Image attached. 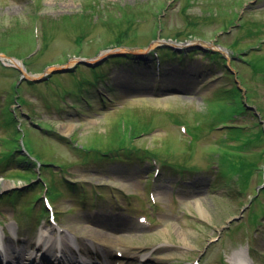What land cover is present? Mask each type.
Wrapping results in <instances>:
<instances>
[{"label": "rangeland", "instance_id": "rangeland-1", "mask_svg": "<svg viewBox=\"0 0 264 264\" xmlns=\"http://www.w3.org/2000/svg\"><path fill=\"white\" fill-rule=\"evenodd\" d=\"M191 1L192 4L186 0H0V34L4 32L0 35V53L6 52L19 63L24 60L23 67L30 77L51 70L58 75L57 80L53 79L64 88H68L71 78L68 73L59 72L69 67L67 63L95 59V69L103 76L99 91L107 92L113 100L102 108L91 86L92 107L85 108L82 114L77 115L68 108L53 109L51 97L55 95L51 88L44 85L29 88L20 80L21 72L0 62V108L5 92L20 80L23 98L33 108L36 106L37 117L42 124L46 122L50 131L40 130L26 115L19 116L16 104L11 109H18L17 123L21 121V126L29 129L38 154L46 160L47 170L55 173L56 178L63 176L74 181L78 187L84 185L88 192L93 188L103 191L102 198L95 203L90 195L82 199L76 190L57 183L54 189L60 194L50 200L59 224L53 226L55 231L65 229L74 239V234L83 235L85 227L98 229L94 219L108 217L122 220L125 225L132 223L119 233L123 252L130 255L133 251L157 250L147 264L156 257L170 264H228L239 252L243 256L249 252L257 264H264V192L259 190L264 180V162H256L259 170L251 171L242 193L237 192L238 186L232 180L220 175L213 179L211 172L204 168L205 159L222 130L228 131L233 139L238 134L248 141L251 139L244 146L250 158L264 147V134L258 136L264 126V0ZM90 4L99 7L91 23H63V17L72 16L75 20L82 16L84 7ZM35 21L40 41L37 46L36 37L31 35ZM239 22L241 27L236 26ZM161 23L164 28L159 31ZM154 24L157 28L151 34ZM75 30H80L82 37ZM125 30L128 32L122 44H113L114 38ZM79 37L83 43L76 51ZM177 40L180 41L175 43ZM152 50L163 56L158 80L152 72L149 56ZM171 52L188 55L176 58L170 56ZM113 58L120 59L111 61ZM252 59L258 65L254 71L250 68ZM223 65L229 71H224ZM75 67L79 71L85 66L77 63ZM195 70L200 72L199 76L191 74ZM236 76L246 89V95L243 91L241 94L258 114L236 110L239 109L236 95H229L236 93L233 88L237 84ZM57 100L61 107L63 102ZM66 101L72 103V100ZM207 110L215 116L218 114L222 119L218 122L224 126L210 130L204 125L203 131L197 134L192 155L182 154L184 135L174 123L184 121L188 125L193 120L192 112L204 114ZM124 116L128 123L137 119L149 129L133 141L138 148H148L157 152V157L173 162L185 158L190 166L199 169L178 174L169 163H159V173L145 184L147 173L136 161L90 162L91 158L88 164H82L59 139L74 135L78 144L106 148L110 135L119 130ZM9 118L8 113L1 111V154L7 151L13 137L7 125ZM213 121L217 122L215 118ZM236 126L239 128L235 129ZM242 139L230 143H243ZM165 152L171 154L166 156ZM16 153L22 154V151ZM61 164L69 165L63 173ZM14 165L12 171L18 168ZM12 171L0 178V229L11 234L18 230L24 239L32 227L31 220L36 222L40 204H33L29 215L21 207L29 205L30 198L40 194L42 186L34 180L33 185L26 184L27 179L31 180L30 175ZM43 175L49 179L48 183L56 181L52 180L56 178L51 173ZM15 191L21 194L19 198L6 201ZM112 192L118 196L119 206L113 201ZM148 193L152 195L150 202ZM149 203L154 206L149 207ZM251 212L261 215L255 227L250 223ZM139 214L147 216L150 223L138 221Z\"/></svg>", "mask_w": 264, "mask_h": 264}, {"label": "trees", "instance_id": "trees-1", "mask_svg": "<svg viewBox=\"0 0 264 264\" xmlns=\"http://www.w3.org/2000/svg\"><path fill=\"white\" fill-rule=\"evenodd\" d=\"M84 8H85V10H84L85 12H84V14H82V16L76 17L75 20H73L72 16L63 17V21H64L63 23L67 24V22H68L69 25L88 23V22L91 23V17L93 14H95L98 11L99 7H96V5L90 4L88 6H85ZM75 31L78 32L80 34V36L82 37L83 34L80 33V30L79 31L75 30ZM127 32L128 31L125 30L122 34L117 35L114 38V40L112 41L113 44L115 43L116 46L121 45L122 43H120V42L125 38ZM0 35L3 36L4 32H2ZM31 35H33V31H31ZM177 41H180V40H177ZM182 41H184V40H182ZM81 43H83L81 38L80 37L76 38V45H75L76 51L80 50V48L82 46ZM3 53L6 54V52H3ZM65 56L66 55H64V57ZM67 59H68V57H67ZM119 59L120 58H118L117 60H119ZM83 70H86V72L78 71V72L72 73V75L70 76L71 82L68 85V88L61 89V95L58 94V95H55L54 98H52V104H51L52 108H54V109L59 108V105L57 102L58 100L56 99V97H58V96L61 97L64 94H67L71 97V100H72V103H70L71 106L74 108H77L79 112H83V110H85V108H86V106L81 107V106H79V104L84 103V104H87V106L91 105L90 100H92L93 98L91 99V96L89 95L90 94L89 89L91 86L95 85V81H96V79L100 78L101 73H99L98 69L96 70V69H85L84 68ZM77 73H78V75L74 76V74H77ZM55 77L57 80V75L53 76L52 78H55ZM28 86L36 87L38 85L28 83ZM48 88H50V85H48ZM15 93H16L15 87L12 84V85H10L9 90H7V95L9 97V101L6 102V104L3 108V112L8 113V115L10 117L7 125H12L13 137H12V140L8 142V150L4 154H2V157L0 158V172L3 170H6V167L11 164L10 160H12V158L18 159L16 162H17V165H20V166H26V163L28 161L26 158L21 157V156L20 157L19 156L13 157L14 153L19 152L18 151V145L16 143L17 139H18V136H17L18 131H17V129H15V127H13L15 124V121H14L12 114L9 112V107H10L9 103H12V99H14ZM237 104H238L239 108L241 109L240 102H237ZM24 114H27L28 116L32 115L29 110L25 111V109H24V111H21L19 115L22 116ZM35 122H37V124L39 126H41V128H44V129L48 128V125L45 123L42 124L41 122H38V121H35ZM237 128H239V127H236L235 129H237ZM145 130L146 131L149 130L146 125H143L142 123L138 122L136 119H133L132 121H130V123L127 124V128L124 129V131L118 130L117 132H115L114 136L110 135V141L108 142L109 146H107V147L115 146V148H107L106 147V149L108 150L107 152H112V153L118 154L119 152L123 151L124 152L123 154H125V156H127V155L130 156L131 154H133V156H136L137 159L144 158L147 153L143 151L141 154H139L140 153L139 149L133 145V140L138 139L140 137L139 136L140 134L145 133L144 132ZM263 131H264V126H263V130L262 129L260 130L261 133H259L258 136H260V137H261V135L263 136V134H264ZM234 138L235 139H233L232 136H230V137H228V141H230V140H236L237 141V140H239V138H243L242 139L243 143H239V144H235V145H231V144L226 145L225 149L222 150L221 153L219 154V161H220L221 165L223 166V168H222L223 172L222 173H224V174H235L238 178L240 185L243 186L247 183V179H248L251 171L258 169L256 162L259 160L264 162V147H262L260 150H258L260 152H255L253 154V158H250L249 157V150H244V146L247 145L248 143H250L251 139H249V141H248V139H245V137H242L240 134H238V137H234ZM23 142L28 147V149L33 150L34 147H32V145H31L32 141L30 139H26L25 141L23 140ZM89 148H92L93 150L95 149V147L88 145V147H83V149L76 148V150H78V152H81V151L88 152L90 150ZM251 151H254V149H252ZM157 154H158L157 152H153V151L151 153V155H153V156H157ZM13 161L15 162V159ZM42 162H44V161L42 160ZM61 168H64V166L62 165ZM28 171H31V169ZM34 175H35V172L31 171V176L33 177ZM21 178H23V177H21ZM261 190L264 192V188Z\"/></svg>", "mask_w": 264, "mask_h": 264}, {"label": "bare ground", "instance_id": "bare-ground-1", "mask_svg": "<svg viewBox=\"0 0 264 264\" xmlns=\"http://www.w3.org/2000/svg\"><path fill=\"white\" fill-rule=\"evenodd\" d=\"M10 64L15 66V67H19L17 63H14V61H11ZM190 72L193 75H197L198 71L195 70L193 72L192 71H190ZM178 87H181V86H178ZM198 211L201 215H203V213L201 212V209H199ZM93 223H94V226H96L99 230L92 228V227L91 228L85 227L82 230V234H83L84 238L78 237V238L72 239L68 236V234L66 232H60L59 234H55L54 232L51 234H46L47 236L44 240L47 243V246H46L47 250L50 251L52 243L54 244L55 241L59 242L61 244L62 249H63L62 253H63V256L65 257V258H63L64 262L68 261V259H66V258L71 257L73 254L72 252H74V251H71L73 249V248H71L72 243L74 245L82 248L84 250L83 256L89 260L91 259L92 255L102 256L104 258V260H106L107 259V257L105 256V255H107L106 249H109V250L114 251V252H118V251L121 252V245L119 243L121 235L119 233L121 231H123V229L128 227V224L125 225V224H123L124 222H122V220H117V219L111 220L108 217H102L100 219H94ZM41 235H43V232ZM85 241L89 242L92 246H94V245L98 246L96 251L92 252V249L85 248V244L83 243ZM5 242H7L6 243V256L10 259L9 260V263H10L12 261V258H13V253H10L9 244L11 245L13 242L11 239L6 240ZM23 247L24 248H22V249L25 251V253H22V255L18 254V256H17V260L19 261V263L21 261L22 264H27V263L32 264V262H37L38 260L42 261L44 259L47 260L49 258L44 253H37V252L36 253H30V252H28L26 245H23ZM159 249H161V248H159ZM125 257H127V255H125L123 253L122 258H125ZM131 257H135V256L132 254ZM153 260L154 261L151 264H170L166 261H161L158 257H156V259L154 258ZM232 260L236 261V262L242 260V254L241 253H235L232 257ZM114 264H116V263H114ZM143 264H147V261H145Z\"/></svg>", "mask_w": 264, "mask_h": 264}, {"label": "water", "instance_id": "water-1", "mask_svg": "<svg viewBox=\"0 0 264 264\" xmlns=\"http://www.w3.org/2000/svg\"><path fill=\"white\" fill-rule=\"evenodd\" d=\"M82 63H83V64H85V65H88V64H87L85 61H82ZM61 70H62V71H61V72H59V73L66 72V70H67V69H66V68H65V69H64V68H62ZM47 73H48V72H47Z\"/></svg>", "mask_w": 264, "mask_h": 264}]
</instances>
